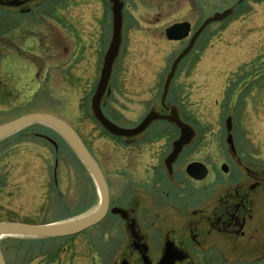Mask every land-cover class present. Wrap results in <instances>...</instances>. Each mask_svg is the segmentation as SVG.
<instances>
[{"label": "rangeland", "instance_id": "rangeland-1", "mask_svg": "<svg viewBox=\"0 0 264 264\" xmlns=\"http://www.w3.org/2000/svg\"><path fill=\"white\" fill-rule=\"evenodd\" d=\"M237 1L122 0V43L108 82L111 95L104 100V113L113 122L135 124L152 99L159 98L175 56L186 45V41L167 40V27L181 21L195 26L213 13L236 8L234 15L204 30L170 85L171 100L186 93L184 109L195 131L189 151L193 150L181 157L183 162L206 164L220 183L227 179L221 165L231 170L225 139L226 121L232 115L229 93L235 81L259 67L264 71V0H243L236 6ZM65 5L69 8L62 15L74 32L66 38L61 31L56 38L54 11L48 6ZM22 9L28 12L0 6V125L33 114L58 118L78 133L105 173L113 195L142 185L152 175V167H157L156 161L146 157L133 162V153L107 136L90 109L111 37L107 0H34ZM77 51L82 56L70 67L68 56ZM258 81L250 91L262 89L264 79ZM231 117L238 141L248 145L254 156L244 160L245 166L264 169V110L239 103ZM0 179V223L66 222L89 216L98 202L84 167L61 138L41 124L27 126L0 142ZM210 181L214 182L209 178L205 184ZM107 227L93 229L98 237L94 242L100 243ZM84 235L61 241V261L74 257V264L87 262L90 250ZM28 240L0 242L5 264L53 263L47 257L49 241L45 240L44 250L33 247L29 251L24 243Z\"/></svg>", "mask_w": 264, "mask_h": 264}, {"label": "flooded vegetation", "instance_id": "flooded-vegetation-1", "mask_svg": "<svg viewBox=\"0 0 264 264\" xmlns=\"http://www.w3.org/2000/svg\"><path fill=\"white\" fill-rule=\"evenodd\" d=\"M120 2L123 22V2L122 0ZM48 8L54 11L52 17L56 27L55 37L57 38L61 31L65 32L66 38L70 37L69 34L74 32V28L70 23H66L62 15L69 6L52 7V9L48 6ZM235 10L233 7L230 16L234 15ZM25 11L26 9H18L22 14ZM203 21L204 19L195 24L196 27L190 21H181L190 25V34L184 40L186 45L182 50L186 48ZM201 35L202 33L196 38L193 47ZM104 36L107 34L105 33ZM80 47L79 45L78 48ZM77 52L68 56L67 63L70 67L75 62H79L82 56ZM262 79H264V71L259 67L249 75L243 76L240 81H235L234 91L229 93V109L232 112L229 118V134L233 148L227 145V159L231 170L228 172L227 167V172L223 173V176L227 177L226 180L221 176L218 177L225 180L223 183L217 181L218 179L215 180L211 168L203 163L201 164L207 170L204 179L196 180L186 173L189 164L199 163L196 161L184 163L181 158L193 150L191 148L189 151L195 138V131L188 119V111L184 109L186 93H181L180 98L171 100L168 91L162 103L161 91L159 98L152 99L151 105L138 117L135 124L126 125L125 122L121 124L113 122L104 113L105 101L109 100L111 95V91H105L101 99V110L103 115L117 127L125 130L133 129L149 113L154 112L160 116H176L182 124L193 130L194 136L188 145L182 147L175 160L167 164V157L173 150V144L180 137V129L171 122L162 119L152 121L142 133L132 137H112L104 131L107 136L119 140L124 149L133 153V162L140 163L142 158L146 157L156 161L157 167H152L154 168L151 170L152 175L137 188H129L127 192L122 189L121 193L116 192L117 194L113 195L105 173L90 153L99 165L107 184L108 206L104 217L95 226L74 236L50 239L25 237L29 239L24 242L26 249L30 251L35 247L37 250H44L46 240L51 243L47 257L52 258V264H74L72 263L74 257L67 261L59 259L62 250L59 245L63 240L85 234L84 241L90 253L87 254L89 258L86 257L87 262L80 260V264H92V262H95L94 264H160L164 257H166L165 264H264V169L245 166L247 164L244 160L254 156L248 145L238 141L234 133L236 127L231 119L234 112L238 111L239 103H244L245 107L255 106L264 110V83L260 85L262 89L256 88L257 91H250L249 88L254 84V87L258 85V80ZM260 137L262 140V133ZM160 143V147H156V144ZM209 178L214 182L205 184ZM2 182L3 179H0V185ZM104 224H108V227L101 232L100 243L94 242L98 237L93 229ZM105 236L108 237L107 242L104 240ZM65 251L63 249V252Z\"/></svg>", "mask_w": 264, "mask_h": 264}, {"label": "water", "instance_id": "water-1", "mask_svg": "<svg viewBox=\"0 0 264 264\" xmlns=\"http://www.w3.org/2000/svg\"><path fill=\"white\" fill-rule=\"evenodd\" d=\"M34 0H0V6L6 7H20L27 2ZM240 0L239 2H241ZM111 4V14H112V34L111 40L108 46V49L103 57V62L98 78V82L96 85L95 92L91 98L90 109L92 115L96 122L110 135L115 137H132L142 133L148 125L155 120H166L174 124L177 128L180 129V137L173 144V150L170 155L167 157V164H171L175 158L180 153L183 146L188 145L192 138L193 132L192 130L182 124L176 116H160L154 112L149 113L145 119L134 129H121L110 121H108L102 111H101V99L104 95V92L107 89L108 82L110 80L112 65L115 58L118 55L120 41H121V25H122V4L119 0H109ZM231 13V10L224 11L222 13L214 14L213 17L207 19L201 27L197 30V32L192 37L190 43L173 61L169 74L167 75L164 85H163V93H162V103L168 91L169 84L173 78L175 73V69L178 63L184 58L188 52L190 51L195 39L202 32V30L210 23L219 22L226 17H228ZM190 31V26L188 23L175 24L166 29L165 36L169 41H180L187 38L188 33ZM35 124H41L46 127H49L54 132H56L61 139L65 142V144L70 148V150L75 154V156L79 159L82 165L86 168L88 173L90 174L96 192L98 194V206L95 211L87 216L76 219H71L66 222L53 223L49 225H41V226H30L23 224H14V223H1L0 224V241L5 237H33V238H60V237H69L75 234H78L86 229L96 225L99 221L102 220L104 214L106 212L108 206V189L105 179L100 171L95 160L89 154L83 143L81 142L78 135L75 131L67 125L62 120L55 118L50 115L43 114H33L27 115L6 124L0 125V140L20 131L21 129ZM226 129L228 132V136L226 138L227 145L232 149V139L229 134L230 132V119L226 121ZM221 171L223 173L227 172V166L223 164L221 166ZM186 173L196 179L202 180L207 175L206 168L200 163H191L186 168ZM118 212V211H117ZM166 257H164L163 261L160 264H165ZM0 264H5L1 251H0Z\"/></svg>", "mask_w": 264, "mask_h": 264}, {"label": "bare ground", "instance_id": "bare-ground-1", "mask_svg": "<svg viewBox=\"0 0 264 264\" xmlns=\"http://www.w3.org/2000/svg\"><path fill=\"white\" fill-rule=\"evenodd\" d=\"M3 239H5V238H3Z\"/></svg>", "mask_w": 264, "mask_h": 264}]
</instances>
